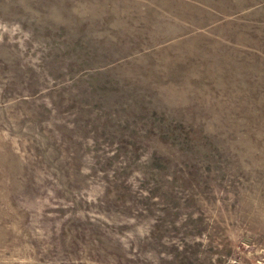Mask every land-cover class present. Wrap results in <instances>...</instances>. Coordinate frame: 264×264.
Returning <instances> with one entry per match:
<instances>
[{
	"label": "rangeland",
	"instance_id": "obj_1",
	"mask_svg": "<svg viewBox=\"0 0 264 264\" xmlns=\"http://www.w3.org/2000/svg\"><path fill=\"white\" fill-rule=\"evenodd\" d=\"M0 264H264V0H0Z\"/></svg>",
	"mask_w": 264,
	"mask_h": 264
}]
</instances>
